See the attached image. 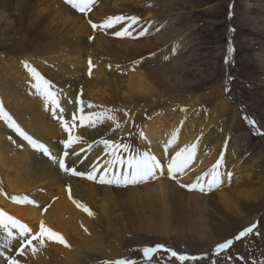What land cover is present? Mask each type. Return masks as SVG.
Returning <instances> with one entry per match:
<instances>
[{"label": "bare ground", "instance_id": "6f19581e", "mask_svg": "<svg viewBox=\"0 0 264 264\" xmlns=\"http://www.w3.org/2000/svg\"><path fill=\"white\" fill-rule=\"evenodd\" d=\"M82 1L88 4L84 11H77L71 4L74 2L68 0H0V24H4L0 38L17 41L1 47V60L9 62L0 63V101L16 124L45 144L57 160L63 158L66 150L65 163L75 166L77 171H90L92 164H103L110 158V149L102 143L108 139L131 145L129 153L118 150L124 159L135 152L152 154L163 165L156 174L160 179L156 183L149 179L124 186L72 175L34 149L0 115V212L4 213L0 219L17 237L19 229L8 222V217L31 229L26 239L37 236L21 255L20 239L10 238L8 230L0 226V251L5 253L0 256V264H7L6 256L18 259L20 264H114L123 255L115 242L108 246L103 241L104 232L114 233L111 213L125 220L129 213L124 208H132L136 213L141 210L144 215L149 213L150 219L155 218L156 226H161L162 219L172 216L166 209L182 202L194 203L193 208L200 211V229L196 232L199 237H205L206 247L199 252L219 253L224 249L219 248L220 244L228 240L233 243L238 230L255 224L253 231L262 233L261 257L256 260L260 264L264 261V156L260 154L254 159L248 171L236 150L232 152L233 160L226 161V140L214 136L220 129L215 125L216 120L231 110L230 105L223 100L215 109L201 111L198 107L201 98L185 93L189 86L191 92L195 89L193 83L190 85L179 75L187 61L182 55L184 45L191 44L193 38L189 29L174 28L176 16L168 8L185 0ZM144 3L159 10L141 6ZM116 17L124 19L121 22L113 19L111 29L92 27ZM129 17H137V23L130 25ZM127 27L131 36L114 35ZM141 32L146 34L140 35ZM10 51L12 54H7ZM170 51L177 56L168 61L166 56ZM232 58L230 55L228 62ZM31 68L50 85L53 83L50 80H55L51 87L53 98L43 94L44 89L50 90L49 85L37 81ZM37 83L40 90L35 87ZM182 101L188 103V108H179ZM88 104L95 107L89 109ZM81 107L85 110L83 114L101 113L99 122L94 126L87 121L81 124L78 119ZM73 116L77 117V123L72 135L79 140L64 150L68 133L59 130L64 127V121L71 124ZM107 116H114L116 121ZM238 117L234 108L230 119L234 122ZM243 134L247 137L239 138H248L247 132ZM63 136H66L64 141ZM179 152L185 156L190 152L192 158L182 171H175L173 178L168 164ZM126 170L117 166L113 172ZM214 171L223 180L218 192L208 196L201 194V190L191 194L185 191L186 182L193 186L196 179L203 180L207 186ZM142 192L151 196L141 203L140 209L126 207L119 201L131 193ZM242 216L246 217L242 223L234 220ZM41 225L62 236L66 243L48 234L40 236ZM139 254L141 251L137 260L141 259ZM178 254L179 257L193 255L188 250ZM91 257L105 261L92 263L88 260ZM201 261L186 259L178 260L177 264Z\"/></svg>", "mask_w": 264, "mask_h": 264}, {"label": "rangeland", "instance_id": "374dc122", "mask_svg": "<svg viewBox=\"0 0 264 264\" xmlns=\"http://www.w3.org/2000/svg\"><path fill=\"white\" fill-rule=\"evenodd\" d=\"M68 3H70L69 0ZM143 5L153 10H159L158 7L151 6L149 3H144L141 6ZM72 6L80 11L75 5L72 4ZM168 8L176 16L177 21L175 26L173 25L174 28L189 29L192 34L191 38H193L191 44L185 43L184 51L181 50L183 51L182 55L187 57V61L185 62L186 65L184 64L185 68L181 69L179 75L187 80L190 85L193 83L195 88L191 92L192 86H189L188 91L190 92L186 91L185 93L188 95L197 94V98L200 97L202 100L198 107H201V111L204 109L205 112L215 109L214 106L217 103L223 100L227 101L231 110L216 120L215 125L219 126L220 129L214 137L217 140H226V161L233 160L232 152L236 150L239 154L238 157L242 159L243 166L245 165L246 171H248L254 159L258 158L260 154L264 156V0H185L176 2ZM1 27H4L3 23L0 24ZM16 42L14 39L1 37L0 48L6 43L14 45ZM9 53L12 54V51L7 52V54ZM168 53L166 56L168 61L177 56H175V52L170 51ZM230 55L233 58L231 62H228ZM183 60L185 61L184 57ZM2 61L9 62L1 60L0 53V63ZM87 75L90 76L88 73ZM50 81L53 82L51 85L53 88L55 80ZM51 87L50 90L52 91ZM71 95H73L72 92ZM187 106L188 103L182 101L179 108H188ZM234 108H237L240 117L233 122L230 116ZM253 121L256 122L255 125ZM59 131L62 134L65 132L66 135L64 127ZM244 132L249 135L248 138L242 140L239 138L241 135L247 137L243 134ZM65 137L63 136V141ZM62 156L64 159V152ZM164 174L166 175V173ZM159 179L160 177L156 176L151 181L156 183ZM202 181L196 179L194 187H186L187 190H184L188 194L194 191L201 192L200 188L203 186L205 189L201 194L208 196L219 191L220 187L218 188V186H213L211 190H207V186ZM187 184L188 182L185 185ZM182 187L179 188L183 189ZM148 196L150 197L151 193H131L120 198L119 201L123 202L126 207L133 206L136 210L141 208V203L147 202ZM182 198L186 197L183 196ZM193 205L194 203L190 205L182 202L167 208L166 211L170 210L172 216L162 219L161 226H156L155 218L150 219L148 217L150 214L144 215L141 210L136 213L132 211V208H124L123 211L129 213L125 220L116 215L117 213H111L109 217L114 233L107 234V231L104 232L103 241L108 246L116 243L118 251L123 255V259L120 260L141 261L140 264H147V260H150L148 264H177L180 260L178 253H181L182 250L191 251L193 255L190 257L195 256V258L203 260L199 264H256V260L261 257L262 252L260 245L262 233L260 231L247 233L237 243L233 242L235 245L225 256L223 253L229 251L230 247H225L219 253L210 255L199 252L206 247V242L205 237L201 238L197 235L196 231L200 229L201 214L200 211L193 208ZM146 219L149 221L148 225ZM234 220L237 223H242L246 217H234ZM246 227L238 230L237 237L249 228ZM157 246L162 247L159 248L154 257L148 259L144 256V248H156ZM139 251H141L139 254L141 259L137 260ZM173 252L177 255L173 256ZM221 255L222 258H220ZM88 260L92 263L105 261L93 257Z\"/></svg>", "mask_w": 264, "mask_h": 264}, {"label": "snow or ice", "instance_id": "6c2138e0", "mask_svg": "<svg viewBox=\"0 0 264 264\" xmlns=\"http://www.w3.org/2000/svg\"><path fill=\"white\" fill-rule=\"evenodd\" d=\"M69 2H72V0H69ZM78 7L80 11H84L86 8V4H78L75 5ZM113 19H115L117 22H121V17L116 18H109L106 20L102 25L93 24V28L97 27H103L105 29H111L113 25ZM130 21V25L132 23H137L138 18L137 17H129L127 18ZM129 25V26H130ZM145 32H141L140 35H145ZM116 37H124V36H131L132 33L129 32L127 29L123 31H116L114 33ZM91 63V62H90ZM32 75L36 78L37 81H43V83L48 84L49 88L51 87L50 83L47 80H44V78L40 75L39 72L35 68L30 69ZM37 90H40L41 85L40 83H37L35 85ZM43 94L47 98H53L54 94L52 91H50L48 88L43 90ZM55 102V101H54ZM58 106V105H57ZM87 107L89 109L95 107L92 104H88ZM62 111V109H61ZM84 108H80L81 115L78 117L81 124H83L85 121L88 122L90 126H94L96 123L99 122L101 113L96 112H89L88 114L84 113ZM0 115L4 116L9 121V126L14 128V130L26 141H28L31 146L38 150L40 153L44 154L45 156H48L49 159L53 160L54 163H58L59 168L62 169L65 172H70L72 175L75 176H84L88 180H98L101 184H117V185H130V184H138L142 183L144 181H147L149 179L155 178L158 171H162L163 165L160 163L159 160H157L152 154L147 152H135L131 153L127 159H124L122 155L118 154V150H122L125 153H129L131 149V145L128 143H122L117 144L112 140L105 139L102 141L106 149H110L109 152V159H106L103 164H92L91 170L86 172L77 171L75 166L69 167L64 159L57 160L56 157H54L49 148L43 144L39 143L35 139L32 138V136L28 135L26 132L23 131V129L20 128L18 124L12 119V117L5 111L3 102L0 101ZM53 115H56L55 110H53ZM109 120L116 121V118L114 116H107L106 117ZM64 128L65 131L68 133L67 139L64 141L65 148H71L74 143H76L79 140V137H74L72 135V129L73 126L77 123V117L73 116L71 124L64 121ZM255 121H253V124L255 125ZM116 127L119 128L120 124L119 122H116ZM78 155V154H77ZM64 156H68V152L64 151ZM181 157H184L181 159ZM191 153L189 152L187 156L183 152H179L176 154L175 159H173L168 164L169 172L172 173L173 178L175 175L176 170H183L184 167L187 165L188 160H190ZM117 166H123L126 167V171L116 173L113 172V169H115ZM101 172V175L97 176V173ZM229 178L231 177V173L228 174ZM223 183V180L221 178V174L214 171L213 173V180L211 183L207 185L208 189L211 190L213 186H219V184ZM185 187L192 188L194 186L192 185H185ZM201 191L204 190V187L201 186ZM34 203V202H33ZM80 207H83L85 211H88L91 215V211L84 207L83 205H80ZM4 213L0 212V217H3ZM8 222L19 229V236H15L12 231L9 229V225L4 222V220L0 219V226H3L6 230H8V235L12 239L19 238L21 241V246L19 248V253L22 255L25 248L32 244V241L37 239L36 235H32L30 239H26V237L29 236V233L31 232V229H29L25 224L20 223L19 221L13 219L12 217H8ZM256 228V225L253 224L251 227L246 229L245 232H242L241 235H245L247 233H251L253 229ZM45 234L50 235L55 240L59 241L60 243H66L64 241V238L60 236L59 234L55 233L51 229L45 228L43 225H41L40 228V236H44ZM232 241L228 240L225 243H222L219 245L220 249H223L227 247V245L231 244ZM5 248L9 247V245H5ZM162 246H157L156 248H144L143 254L145 257H148L150 253H153L155 251H158L159 248ZM4 251H0V256H4ZM173 256L177 255L175 252L172 253ZM7 264H20V261L12 256H6L5 257ZM180 260H186V259H195V257H186V256H180ZM114 264H136L135 260H119L115 261ZM260 264H264V261H261Z\"/></svg>", "mask_w": 264, "mask_h": 264}]
</instances>
